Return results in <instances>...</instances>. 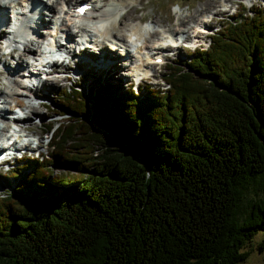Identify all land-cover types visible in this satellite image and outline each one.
<instances>
[{
	"label": "trees",
	"instance_id": "1",
	"mask_svg": "<svg viewBox=\"0 0 264 264\" xmlns=\"http://www.w3.org/2000/svg\"><path fill=\"white\" fill-rule=\"evenodd\" d=\"M209 40L167 62L166 89L105 75L60 89L51 150L5 172L0 264H239L260 230L262 252L264 7Z\"/></svg>",
	"mask_w": 264,
	"mask_h": 264
},
{
	"label": "bare ground",
	"instance_id": "2",
	"mask_svg": "<svg viewBox=\"0 0 264 264\" xmlns=\"http://www.w3.org/2000/svg\"><path fill=\"white\" fill-rule=\"evenodd\" d=\"M77 1V0H76ZM103 4H108L110 3L112 5V10H117L120 9V6H123L125 9L124 11L119 12V14H121L120 19L118 21H113L110 20L108 25L104 26V27H98V26H90L86 29V32L84 33V35H90L91 37L94 38L95 41L98 42V39L100 37L104 38L106 34L110 33L111 35L115 36L117 39H122L124 38V36H126V32L124 31V27L126 25H129L127 27L128 30H133V32L142 39H139L140 42L144 43V48L143 50H141L140 47H137V51L136 53L134 52H130L128 53V57L124 59V56L126 55V53H122L119 50H110L108 48H105V50L100 53L97 57L93 58L91 56H89L91 59H93V61H95L96 64H98L99 66H101L104 69H110L114 68V70H120V68H125V70L129 67L130 70H132L134 72V74L136 73H143L144 75L147 73H150V70H152V66L148 65L147 63H144V59L147 58V52L154 50L156 51L155 54H152L154 56H156L157 53L159 52H163V49L158 48V47H153L152 43L149 41L150 39L146 38V36L143 37L142 32L140 31L139 27L141 24L138 23L137 21H134L133 23L131 22H126L125 18L128 14V12L132 9H138L139 7V2H143V0H102ZM253 1V0H250ZM13 2V3H12ZM93 2V0H92ZM218 5L220 6V9H225L228 5H230V0H217ZM72 0H6V2H0V43L1 40L6 37L7 33V27L10 23L9 20H11V13L13 8L17 9L18 13L20 14H27L28 13V21L31 22L33 24V28L34 29H30L27 24L26 21L24 22V27L21 29L20 32V36L21 38L24 40L25 45L24 48H16V47H12L11 49H9V51H7L6 53L8 54H4V51L2 50V44H0V59L3 60L5 63H8V66L5 65V69H7L6 71V75L4 77L9 78V75L12 74L14 75V72L16 71V73H18V75L20 76V78H14L16 80L15 83L13 84V81L11 80L7 86H1L0 87V122L4 121V114H5V109H9L12 111L13 107L15 106L14 104H11L10 102H12L13 100H16V102H18L17 104H24L23 98H21L20 96L15 95L14 93L16 92V86H20L21 87V80L23 79V75H25L23 68H21L22 66H27L29 63V57L30 56H34L39 54L42 49H41V43L42 40L45 38V34L46 32L50 31L51 25L48 24L47 22V18L45 17L46 11H43L44 8H47L49 10L54 11L53 15L51 18V23L53 24L56 21V18L58 17L59 12L61 11V9H65L64 13H65V17L64 18H71L72 13L70 11V7H72ZM214 2H208L207 4H204L202 7H204V10L207 11L210 9V7H212ZM43 5L42 7H37V5ZM143 4L146 6L145 9H142L139 7V11H145L147 9V7L149 6L148 3L143 2ZM77 4H75L74 6H76ZM66 6V7H65ZM39 8V9H38ZM29 10V11H28ZM105 9H101L100 6L95 7L93 6L90 10H89V14H84L82 17L80 18H94L97 17L99 15H102L105 13L104 11ZM138 11V12H139ZM200 11V9H198L196 11V13H194L193 15H185V17H182V19H180L181 21V28L177 27L175 29H170L171 27L174 26H168V27H164L163 28H157L154 25H152L153 29L151 31L148 32V35L151 36H156L159 38V43L161 42V37L167 34V31L175 34L176 32H183V30H188L185 29L184 27L187 28V26L190 24L192 26V22L194 24L196 23H204L203 19L208 18L210 16V13H206L205 15L203 14V19L202 21H200V18H198L197 13ZM217 10H215L214 12H216ZM137 12V13H138ZM213 12V11H212ZM184 16V15H183ZM63 18V19H64ZM134 17H132L133 19ZM145 18L144 15H140L139 19H143ZM129 19V18H128ZM124 22V26L123 28H119L118 23L120 22ZM134 20V19H133ZM212 20V19H211ZM64 24H66L65 21H63ZM62 22V24H63ZM191 22V23H190ZM179 23V22H177ZM46 26V28L43 30L41 29L38 32V27H40L41 25ZM159 25V24H158ZM205 27V26H204ZM67 31V30H66ZM73 31H76V29H74ZM136 45V44H135ZM111 51H113V53H111ZM153 52V51H152ZM24 54L23 56L20 54ZM85 53L89 54L90 53L88 51L85 50ZM91 54H93V52H91ZM12 58L14 59L13 61L15 62V65L13 66L14 63H12L10 60H12ZM6 59H9V62L6 61ZM126 59H130V60H134L136 61V63L134 64V66L131 68L130 64L126 61ZM99 62L101 64H99ZM115 65V66H114ZM23 70V72H22ZM109 72V71H108ZM62 74L61 72H50L49 74H47L46 78H45V82L43 83V89L49 88V86L47 85V81H51L50 78L54 79L52 81H55L57 79L62 78ZM97 77V76H96ZM96 77H91L89 79H91L90 83L88 84L89 86L91 84H95L97 83V81H94V78ZM10 84V85H9ZM15 85V89L14 86L11 85ZM49 84V83H48ZM6 85V84H5ZM47 85V86H46ZM48 89L44 90L43 92H41V94L46 95ZM33 94L38 98L40 97L38 94V90H35L33 92ZM8 103V104H7ZM29 105L32 107L33 112L32 115L33 116H38L40 114L39 112V106L43 105V106H47L48 109H50V106L47 104H33V102L29 103ZM39 113V114H38ZM44 112H41V115H43ZM6 124H5V128L3 127L4 130H6V128L9 126V122L7 120ZM25 125V122H24ZM23 127H28L23 126ZM0 128V131L3 130ZM35 132H39V130H35Z\"/></svg>",
	"mask_w": 264,
	"mask_h": 264
},
{
	"label": "rangeland",
	"instance_id": "3",
	"mask_svg": "<svg viewBox=\"0 0 264 264\" xmlns=\"http://www.w3.org/2000/svg\"><path fill=\"white\" fill-rule=\"evenodd\" d=\"M75 0H72V2ZM214 2L212 5V7H210L209 10L205 11L204 7H202L204 4H207L208 2ZM219 1V0H218ZM143 2L148 3L149 6L147 7V9L145 11H139V7L142 9H145L146 6L143 4ZM143 2H139V7L138 9L134 10L131 8V10L128 12L125 20L126 22H130L133 19L135 20L136 18H140V15H144V17L147 20H150L152 23H156V25L159 24V26L162 27H168V26H174L171 27L170 29H175L177 27L183 29L181 26V21L180 19H182V17H185V15H193L194 13H196V11L198 9H200V11L197 13L198 18H200V21L203 19V14L205 15L206 13L212 12L213 13V17H212V21L209 22V25L211 27H213L212 29L218 28V26L220 25V23L222 22V20L224 18H226L227 15H230L234 12V10L237 8L238 11H246L248 12V6L245 5V3L243 2V0H230V7L228 10H222L220 9V6L218 5L219 2H217V0H187V1H183V0H177L176 2H174L173 0H143ZM172 3V4H171ZM264 3V2H263ZM256 4H262L261 2H256L253 3L252 5H256ZM145 7V8H144ZM215 10H217L216 12H214ZM43 11H46L45 17L47 18V21L50 23V19L53 15V10L51 12V10L44 8ZM139 11V12H138ZM138 12V13H137ZM224 13V14H223ZM184 15V16H183ZM224 15V16H222ZM132 17H134L132 19ZM129 18V19H128ZM186 18V17H185ZM47 22V23H48ZM179 22V23H177ZM48 23V24H49ZM191 23V22H190ZM124 22L122 20V22L118 23L119 28H123ZM208 24V23H206ZM127 26V25H126ZM191 27V25L189 24L186 27H184L185 29H189ZM40 28H45V27H40ZM38 27V32L41 30ZM125 28V27H124ZM44 30V29H43ZM190 31V30H189ZM184 35H187L188 32L183 30L182 32ZM208 39H205V44L207 45L208 43ZM189 51H192L191 49H188L187 52L184 48H177L176 51L166 59V62H169L170 60H182L184 58H186L187 54ZM111 53H113V51H111ZM22 56L25 54L20 53ZM85 56H87L86 53H84ZM89 57V56H88ZM90 58V57H89ZM85 59V58H83ZM91 59V58H90ZM14 59L12 58V60H10L12 63H14L13 61ZM6 61L9 62V59H6ZM165 62V63H166ZM4 61H1V64L4 65ZM99 64H101L99 62ZM5 65L8 66V63H6ZM4 65V66H5ZM185 65V64H184ZM115 66V65H114ZM165 64H161V65H157V67L153 68V75H151V77L146 78L145 80H142L140 85L138 87H136L135 85H133L134 89L136 92H140L142 90H144V88L151 84L154 87H160L162 89L166 88V84H162V76H163V72L165 69ZM111 72L114 73L112 74L111 78H117L118 76H122L123 79L125 78V73L128 72V69L125 70V68H120V70H114V68H111ZM92 72L95 74H98L100 72V74L104 75L107 77H110L111 74H109L110 72H108L106 69L99 71L98 69H92ZM17 73L16 71L14 72V75L10 74L9 78L4 77L3 75L0 76V87L1 86H7V84L12 80H16L14 78H17L18 76H16ZM92 76H90L91 78ZM11 79V80H10ZM127 79H130L129 77H127ZM133 79V77L131 78ZM50 84L47 85L50 87V93L48 98H46L47 102L51 105L50 107L52 108V110L48 111L49 109L44 107V106H39V112L40 114L38 116H40L39 119H37L38 116H34V117H30V123L32 124V128L33 130H38L40 128V126H42V122H46L51 119V118H56V120H60L62 118V116L60 117L59 114H54L53 111L57 109V104L58 102L61 101L59 94L57 92L60 91V89H62L63 86H69V83L71 80H62V79H57L55 81H52L54 79L50 78ZM134 80V79H133ZM91 81V79H87V84H89ZM15 83V81H13V84ZM124 85H126V82H122ZM6 84V85H5ZM11 85L14 86L15 89V85ZM10 85V84H9ZM46 85V86H47ZM124 87V86H123ZM48 88L44 89L47 90ZM80 89L81 91L86 94L87 93V88H86V83H82L80 85ZM39 94V93H38ZM45 101V100H44ZM8 104V103H7ZM54 108V109H53ZM41 112H44L43 115H41ZM47 113V114H46ZM46 115V116H44ZM65 116V115H63ZM5 117H4V121L0 122V128L3 129V127L5 128ZM3 130L0 131L3 132ZM48 138V135H44L43 139L41 141V145L39 146V150H41V152L45 153L50 151L51 148L46 145V139ZM30 156V155H28ZM17 165V163H16ZM3 169V168H2ZM56 172V171H55ZM8 177H10L9 175H6L3 170H0V183H4L7 181ZM52 178H49V180L51 181ZM15 183V181L13 182ZM79 183V182H77ZM259 182L257 180L252 181L247 183V185L243 188V195H242V200L240 202V207H238V215L239 217H242L247 209H248V204L250 203V200L252 198L255 197H259L262 193L259 187ZM69 189L68 192L72 191V186L71 183L65 184ZM53 187L57 188L58 190H60L62 187L61 185L57 184V185H52ZM9 188H12L11 185H9ZM3 192V191H2ZM263 237V233L262 231H258L256 233V235L253 236L252 240L249 241V243H246V247L247 249H250V254L248 256V258H246L245 260H243L242 262H240L239 264H264V249L260 250L259 248V242L260 240H262Z\"/></svg>",
	"mask_w": 264,
	"mask_h": 264
},
{
	"label": "clouds",
	"instance_id": "4",
	"mask_svg": "<svg viewBox=\"0 0 264 264\" xmlns=\"http://www.w3.org/2000/svg\"><path fill=\"white\" fill-rule=\"evenodd\" d=\"M0 2H6V0H0ZM243 2L245 3L246 6L251 7L250 0H243ZM5 51H9V49L7 48V46H5ZM45 51H47V48H45ZM54 58L55 59H63L64 57L57 56V57H54Z\"/></svg>",
	"mask_w": 264,
	"mask_h": 264
},
{
	"label": "snow or ice",
	"instance_id": "5",
	"mask_svg": "<svg viewBox=\"0 0 264 264\" xmlns=\"http://www.w3.org/2000/svg\"><path fill=\"white\" fill-rule=\"evenodd\" d=\"M79 11H80V13H83V12H85V11H86V8H84V7H81V8L79 9Z\"/></svg>",
	"mask_w": 264,
	"mask_h": 264
}]
</instances>
